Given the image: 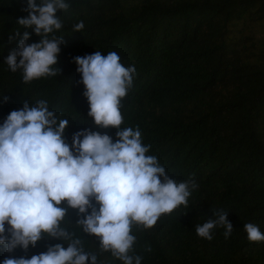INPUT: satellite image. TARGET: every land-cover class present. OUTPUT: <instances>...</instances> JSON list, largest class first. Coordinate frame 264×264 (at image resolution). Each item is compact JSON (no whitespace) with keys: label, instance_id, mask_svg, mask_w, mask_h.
I'll use <instances>...</instances> for the list:
<instances>
[{"label":"trees","instance_id":"trees-1","mask_svg":"<svg viewBox=\"0 0 264 264\" xmlns=\"http://www.w3.org/2000/svg\"><path fill=\"white\" fill-rule=\"evenodd\" d=\"M25 7V0H0V123L25 103L45 100L58 119L69 120V145L84 129L115 141L117 129L96 126L88 116L74 58L117 53L122 65L135 68L121 99L120 127L140 130L146 155L169 178L197 185L187 206L162 214L151 228L132 226L130 254L141 256V264H264V241L250 242L243 228L252 223L264 233V0H70L56 13L59 74L29 83L3 63L23 32L27 43L40 39L17 24ZM80 21L84 28L73 32ZM221 210L231 235L217 226L211 240L199 237L196 226ZM83 216L69 208L61 226L98 264H121L76 226ZM57 243L67 247L42 237L27 251L0 250V260L28 258Z\"/></svg>","mask_w":264,"mask_h":264},{"label":"clouds","instance_id":"clouds-1","mask_svg":"<svg viewBox=\"0 0 264 264\" xmlns=\"http://www.w3.org/2000/svg\"><path fill=\"white\" fill-rule=\"evenodd\" d=\"M26 17L21 28L31 29L38 42L27 43L23 32L17 48L4 59L11 72L20 71L22 81L59 74L56 66L62 28L57 11H66L70 0H25ZM84 28L82 21L73 32ZM94 125L117 129L116 139L87 129L76 132L69 145L64 137L69 120L58 119L45 100L11 111L0 123V250L7 253L35 247L42 237L59 239L46 251L26 258L5 257L0 264H98L97 255L84 250L81 239L62 227L67 210L84 214L76 222L81 232L95 236L100 252H108L121 264H141L130 254L135 243L132 226L151 228L162 214L187 206L195 181L169 178L138 128H121V99L132 86L134 66L125 67L115 52L96 51L75 57ZM4 101L6 97L2 98ZM95 202V206L93 205ZM63 205V206H62ZM90 209V211H89ZM227 212L214 213L195 228L211 240L212 230L223 226L232 233ZM250 242L264 241L256 225H243Z\"/></svg>","mask_w":264,"mask_h":264}]
</instances>
